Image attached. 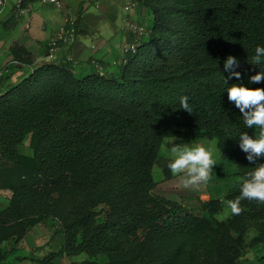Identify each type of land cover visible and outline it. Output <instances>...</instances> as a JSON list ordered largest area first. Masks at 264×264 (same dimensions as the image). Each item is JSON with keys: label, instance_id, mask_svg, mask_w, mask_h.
<instances>
[{"label": "trees", "instance_id": "trees-1", "mask_svg": "<svg viewBox=\"0 0 264 264\" xmlns=\"http://www.w3.org/2000/svg\"><path fill=\"white\" fill-rule=\"evenodd\" d=\"M138 7L151 25L117 74L93 63L79 72L71 45L0 93V190L11 191L0 208V264L49 219L63 243L34 264L82 254L79 264H242L264 243V203L243 200L240 214L218 220L221 199L188 207L155 195L153 176L159 165L172 179L161 149L173 137L217 141L236 168L226 200L264 163H250L240 149L239 136L258 130L246 127L226 92L233 83L264 88L249 82L264 71V62L253 63L255 47L264 46V0H138ZM83 12L82 3L77 35ZM229 55L237 63L225 69ZM184 96L191 114L180 108ZM27 138L31 155L21 151ZM255 264H264V253Z\"/></svg>", "mask_w": 264, "mask_h": 264}, {"label": "crops", "instance_id": "crops-1", "mask_svg": "<svg viewBox=\"0 0 264 264\" xmlns=\"http://www.w3.org/2000/svg\"><path fill=\"white\" fill-rule=\"evenodd\" d=\"M61 1L63 2L62 8L37 0L28 3L22 11L15 6V0H8L0 14V93L19 82L36 64L45 60L43 50H48L50 41L61 26L78 18L79 7L82 3L84 12L79 23V34L70 49V56L78 62V71L82 73L92 71L93 60L100 61L108 70L107 74H117L122 68L121 60L125 55L123 47L133 41V36L124 29L122 24L121 26L117 24L116 6L118 2H122L124 7L122 18L129 16L139 19L135 9H126L128 0H96V6L101 10L99 15L87 14L88 6L94 2L86 0ZM146 13L149 18L150 13L147 10ZM103 23L106 25L103 26ZM83 34L89 35L91 40H83L81 37ZM141 39L142 37L139 41ZM26 57H30L33 63H24L22 60ZM30 151L23 153L31 155L32 150L30 149ZM10 195L9 189L0 190V208L8 205ZM57 230L58 224L53 219L36 225L21 241L17 252L10 255L4 264H16L19 252H24L23 256L31 259L33 264L36 259L51 252L52 246L44 249L43 245L37 244V238L41 236L51 235L52 239L59 235L57 249L52 251L59 250L63 241L60 237L61 233H57ZM27 248L37 249L41 255L38 257L31 255L26 251ZM74 258L62 257L60 259L70 263V260L75 261Z\"/></svg>", "mask_w": 264, "mask_h": 264}, {"label": "clouds", "instance_id": "clouds-1", "mask_svg": "<svg viewBox=\"0 0 264 264\" xmlns=\"http://www.w3.org/2000/svg\"><path fill=\"white\" fill-rule=\"evenodd\" d=\"M261 62H264V46L257 45L253 63ZM236 63V57L229 55L225 59L224 68L231 69ZM230 75L237 80L241 77L239 72H231ZM262 81H264V71L249 78L250 83ZM226 92L229 102L234 103L242 114L246 127L258 130L254 135L243 132L238 139L240 149L247 154L246 159L250 163H255L258 159L264 158V88H251L242 83H233ZM180 108L191 114L187 96L181 97ZM164 148L171 153L168 169L174 176L183 174L182 183L185 188L210 182L214 166L217 165L215 159L217 145L183 143L168 147L165 144ZM243 200L264 203V163H259L246 178H242L240 194L235 199L226 201L232 214L241 213L240 205Z\"/></svg>", "mask_w": 264, "mask_h": 264}, {"label": "rangeland", "instance_id": "rangeland-1", "mask_svg": "<svg viewBox=\"0 0 264 264\" xmlns=\"http://www.w3.org/2000/svg\"><path fill=\"white\" fill-rule=\"evenodd\" d=\"M94 2V4L89 5L87 8V14H97L101 12L100 8H97L96 0H86ZM122 2H118L116 6V15H118L117 24L121 26L123 25V21L121 23V20H123V14H124V7ZM138 12L139 19H133L129 16H126L127 18L144 24L147 29L151 25L152 21V15L147 17L146 9L143 7H137L135 9ZM86 17V16H85ZM103 26L106 25V23L102 24ZM108 25V24H107ZM109 28H111V25H109ZM125 29V28H124ZM83 40H91L89 35H81ZM48 53V50H43V55L46 57ZM114 64V63H113ZM115 65V64H114ZM104 66V65H103ZM104 73H107L108 70L104 67L103 69ZM28 141L29 138H27L26 143L21 147L22 152H31L28 147ZM183 143H192L197 144H215L217 145V141L215 139H198L194 140L191 138H166L164 139V142L162 144L161 149V156L162 158L171 159V153L167 151L164 148V145L167 144L168 147H171L172 144H183ZM215 159L217 160V165L214 166V174H212V179L207 184H198L194 185L188 188H185L183 186L182 180H183V174L180 175H173L172 179L166 180L164 177L163 169L159 165H155L153 168V176L155 181L158 183L156 189L154 190L155 195L164 196L168 199L175 200L183 205H186L188 207H194L197 208L200 204V201L206 200V199H221L223 201V212L216 216L218 220L226 219L230 216L231 211L227 207L226 204V195L228 194L230 188L234 185L236 181V176L234 175L236 168L235 166L231 165L229 162L224 161L221 158V152L218 151L215 155ZM253 231L249 234V237L253 236ZM55 236V235H54ZM63 241V236H60ZM59 235H56L54 238L51 239V235L49 236H41L37 238V244L43 245L42 248H50L49 246H52V250L57 249L58 241H59ZM50 243V244H48ZM50 250V251H52ZM26 251L31 255H35L38 257L41 255V252L37 249L31 250L26 249ZM24 252H19V255L17 256V263L16 264H33V261L31 259H27V256H23ZM40 253V254H39ZM264 253V243L260 244L256 247L250 248L247 250L245 259L242 264H255L257 262V258L259 255ZM86 257L85 254H82L80 256L75 257V261L65 262L63 259H59L56 261L55 264H78L80 261L84 260ZM73 262V263H71Z\"/></svg>", "mask_w": 264, "mask_h": 264}, {"label": "built area", "instance_id": "built-area-1", "mask_svg": "<svg viewBox=\"0 0 264 264\" xmlns=\"http://www.w3.org/2000/svg\"><path fill=\"white\" fill-rule=\"evenodd\" d=\"M40 1L43 3H52L58 8L63 7V2L61 0ZM7 2L8 0H0V14L2 13L3 8L6 6ZM22 4L23 0H15V6L24 11V6ZM137 7L138 0H128L126 9H136ZM122 21L123 27L133 36V41L129 44L124 45L123 53L125 55L133 54L137 51L138 40L147 33V27L144 24L135 22L127 17H124ZM77 37L78 35L75 20H70L67 24L61 26L57 30L54 37L50 41L47 59L58 56L64 48L73 45L76 42ZM92 63L98 72H100L101 74L104 73V66L98 60H93Z\"/></svg>", "mask_w": 264, "mask_h": 264}]
</instances>
